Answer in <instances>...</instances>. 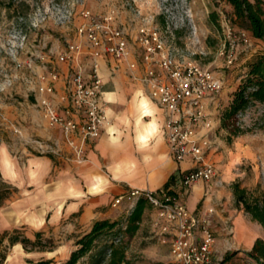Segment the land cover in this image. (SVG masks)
<instances>
[{
  "label": "rangeland",
  "instance_id": "rangeland-1",
  "mask_svg": "<svg viewBox=\"0 0 264 264\" xmlns=\"http://www.w3.org/2000/svg\"><path fill=\"white\" fill-rule=\"evenodd\" d=\"M83 11H89L99 22L106 23L104 20L108 18L114 28L124 31L129 46L137 54L140 49L135 36L141 26L161 32L166 45L176 49L179 58L195 61L221 81L222 89L217 93L221 108L228 105L232 93L245 79L247 64L264 51L262 42L239 35L232 10L224 0H0V147L9 148L18 159L47 156L57 164L64 156L62 139L53 131L54 127L49 126L39 103V87L53 85V94L47 97L58 104L59 96L68 91V78L78 65V56L91 60L89 43L77 31L85 21ZM226 23L233 28L230 38L225 31ZM71 44L81 45L80 52H68ZM62 55H68L69 59L61 60ZM55 73L58 77L54 80L51 75ZM221 108L210 136L214 144L210 159L216 174L209 186H205V192L206 189L220 191L222 201H228L231 213L228 228L233 232L228 235L227 226L223 230L220 225L214 226L217 238L214 261L215 264H260L261 260L250 255L251 247L246 242L250 234L263 242L264 228L236 205L232 185L237 182L248 191L264 192V124L261 119L264 102L252 104L236 115L237 125L251 130L238 136H229L227 129L220 127V122L216 123ZM12 190L10 184L0 178V194L7 195ZM150 210L147 208L145 214L151 213ZM129 212L117 218L120 226L125 225ZM144 220L136 233L120 236L133 264L171 263L168 242H160L163 235L153 225L150 215H144ZM242 228H246L247 233ZM20 233L23 234V230ZM47 236L46 233L43 238H49ZM52 239L54 247L49 249L47 244L45 252L28 250L34 251L33 261L50 256L54 264L67 260L74 250L73 242H67L64 235ZM8 249L7 244L0 245V255H6ZM229 253L234 254L223 262Z\"/></svg>",
  "mask_w": 264,
  "mask_h": 264
},
{
  "label": "crops",
  "instance_id": "crops-1",
  "mask_svg": "<svg viewBox=\"0 0 264 264\" xmlns=\"http://www.w3.org/2000/svg\"><path fill=\"white\" fill-rule=\"evenodd\" d=\"M228 7L231 9L229 4ZM128 47L130 55L126 60L99 59L108 124L87 146L83 163L70 159L72 152L63 139L64 156L57 164L47 156L18 159L9 148L0 147V178L13 188L7 195H0V234L18 228L31 240L35 239V233L42 232V236L47 233L49 238L64 235L67 242H73L74 236L87 232L95 220H116L129 212L126 203L112 206L117 196L129 189L162 190L171 176L175 180L168 189L181 197L189 211L214 207L213 224L220 225L222 230L225 221L231 219L228 201H222L220 191L206 189L205 192V186H209L214 176L209 181H197L185 190L182 188L180 179L192 168L193 162L190 158L176 162L170 156L163 129V110L149 98L137 79L144 72L141 63L129 69L128 63L138 60L139 54L129 43ZM78 61L85 67L87 76L90 59L79 55ZM220 108L217 98L208 102V110L216 119ZM53 131L61 139L59 129ZM212 151L213 148L206 154L210 162ZM148 212L155 226L156 216L152 209ZM144 215L138 230L144 225ZM242 230L247 233L246 228ZM247 239L248 247H252L255 236L250 234ZM3 244L8 245L7 238ZM24 248L20 242L10 245L4 264L36 262L32 258L34 251ZM214 250L217 252L216 242ZM50 257V264H54Z\"/></svg>",
  "mask_w": 264,
  "mask_h": 264
},
{
  "label": "built area",
  "instance_id": "built-area-1",
  "mask_svg": "<svg viewBox=\"0 0 264 264\" xmlns=\"http://www.w3.org/2000/svg\"><path fill=\"white\" fill-rule=\"evenodd\" d=\"M82 17L85 21L77 31L85 36L91 48L87 76L85 67L78 64L68 78V91L59 96L58 104L47 97L53 94V85L39 87V103L48 124L59 129L62 141L72 152L70 159L77 164L86 160L87 146L108 124L99 59L113 57L126 60L130 55L124 31L114 28L108 18L104 20L106 23L99 22L89 11H83ZM232 29L230 23L225 24L227 38H230ZM238 33L241 37L248 35L243 30ZM135 41L140 49L139 57L129 62L128 67L133 70L141 63L144 68L137 79L149 98L163 110V129L169 154L176 162L186 158L193 162L192 168L180 179L182 188L185 190L197 181L211 180L215 167L206 159V154L214 145L210 136L215 116L209 112L208 102L216 100L222 89L221 81L195 61L183 56L179 58L176 49L168 47L161 32L155 29L141 26ZM80 49L79 44L68 46L70 53L80 52ZM60 59L67 61L69 56L62 55ZM231 62L229 59L228 63ZM51 77L55 80L58 76L55 73ZM138 198L145 199L156 216L155 225L163 235L160 239L169 245V264H215L214 207L191 212L181 197L169 189H129L117 196L112 206L126 203L127 211H130ZM225 223L227 234H232L231 227L228 228L229 220Z\"/></svg>",
  "mask_w": 264,
  "mask_h": 264
},
{
  "label": "trees",
  "instance_id": "trees-1",
  "mask_svg": "<svg viewBox=\"0 0 264 264\" xmlns=\"http://www.w3.org/2000/svg\"><path fill=\"white\" fill-rule=\"evenodd\" d=\"M224 1L231 6L237 29L245 31L250 37L264 44V1ZM260 55L247 64L249 68L245 74V79L232 93V99L228 105L221 108V114L219 115L220 127L227 129L229 136H238L251 131L249 128L243 129L237 125L236 115L252 104L264 102V51ZM261 119L264 124V115ZM174 180L175 178L171 176L169 183L163 190H167ZM232 192L236 205L241 206L250 215L251 219L264 228V192L248 191L246 188L240 187L237 182L233 183ZM135 204L129 212L124 226H120L118 219H100L95 220L87 232L75 235L73 238L74 250L70 252L67 260L62 264H133L127 254L126 245L120 239V236L122 233L126 235L136 233L145 211L150 208V204L143 198H138ZM107 237L109 238L104 240ZM4 238L8 240L7 246L20 242L26 250L32 248L43 250L47 247V244L50 245L49 249L54 247L53 239H44L42 232L35 233V239L31 240L21 234L20 229L15 228L11 232L0 234V245H2ZM232 254L234 253L226 254L223 262L229 260ZM250 255L256 260H261L260 264H264V241L261 242V240L256 239L251 247ZM4 259L5 255L1 254L0 264ZM51 262V259H45L31 264H50Z\"/></svg>",
  "mask_w": 264,
  "mask_h": 264
}]
</instances>
